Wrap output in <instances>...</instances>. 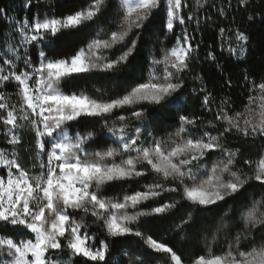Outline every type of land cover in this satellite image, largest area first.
I'll list each match as a JSON object with an SVG mask.
<instances>
[{"label": "snow or ice", "instance_id": "6c2138e0", "mask_svg": "<svg viewBox=\"0 0 264 264\" xmlns=\"http://www.w3.org/2000/svg\"><path fill=\"white\" fill-rule=\"evenodd\" d=\"M50 2L21 0L23 17L0 7V264H264V151L241 159V150L225 142L229 134L264 140V78L251 82L242 111L228 99L215 103L201 87L213 118L184 114L179 93L198 47L186 27L170 45L156 38L147 69L130 58L142 37L158 31L151 27L157 15L167 33L199 25L195 13L184 15L186 0H87L67 13L49 8L27 16ZM226 31L234 35L229 55L244 60L249 36L239 26L220 28ZM64 36L87 39L58 48ZM206 58L216 61L213 52ZM90 79L104 82L94 94L66 90L69 80ZM107 84L117 90L110 93ZM10 86L14 93L5 91ZM169 101L179 127L155 135L163 128L145 123L144 105ZM25 128L34 135L35 172L17 151ZM224 208L231 215L217 220ZM154 222L166 223L174 239L191 240L190 254L148 234ZM232 229H239L235 236ZM222 233L227 248L217 254ZM246 234L250 250L242 251ZM129 236L144 250L112 251L117 238Z\"/></svg>", "mask_w": 264, "mask_h": 264}, {"label": "trees", "instance_id": "16d2710c", "mask_svg": "<svg viewBox=\"0 0 264 264\" xmlns=\"http://www.w3.org/2000/svg\"><path fill=\"white\" fill-rule=\"evenodd\" d=\"M87 0H51L49 3H42L37 9L33 7L27 12L30 18L33 13L40 11L44 12L51 8L55 13H67L69 11L85 6ZM0 7H7L12 15L25 16V10L21 7V0H0ZM223 9L225 14L220 15V10ZM189 12L195 13L200 20L199 25L194 22H188L184 26H178L174 33H167V30L162 27L163 14L155 16L151 22V27L155 30L154 35L142 37L143 43L139 46V50L130 58L133 66L143 64L147 69L151 60L152 51L156 44V38L159 37L165 44L170 45L175 41L176 36L180 35L186 27L188 33L193 37L192 43L198 45L194 53L191 73L185 75V86L180 91L179 96L183 108L181 112L187 115H200L206 121L213 118V113L209 112L202 106L203 96L199 89L204 87L207 92L212 93L215 103H219L222 98L230 100L233 111H242L243 106L247 102L249 95V86L252 81L257 83L264 78V0H248L247 6H242L239 0H200V5L197 6L196 0H186V7L183 9L185 16ZM252 15L253 20L249 21L248 17ZM239 26L242 31H245L249 36L248 53L244 60H237L230 56L227 47L229 40H234V35L230 36L229 32L220 33V28L234 29ZM0 27L3 24L0 23ZM162 33H167V37ZM86 37L64 36L57 42L58 48L67 47L69 44L75 47L83 46L86 42ZM146 43V46H145ZM223 45V47H221ZM213 52L216 56V61L208 60L207 53ZM37 53H33L35 57ZM219 65L220 67H217ZM127 70L118 74L119 79L126 77ZM199 75L202 80L194 79V76ZM103 81L96 79L90 80H69L66 85L67 91H88L89 94H94L95 87H101ZM111 91L117 90L115 84L105 85ZM5 91L14 93L13 87H8ZM12 101H15V96H12ZM215 108V104L212 106ZM147 114L146 124L151 125L153 121L161 125L163 130H154V134L158 136H166L169 132H174L179 127L178 112L175 107L171 106V101L165 106L144 105ZM2 128V125H0ZM95 129L99 134L100 124L95 125ZM215 134V133H213ZM147 138V137H146ZM228 147L239 148L243 153L241 159L249 158L255 160L258 154L264 151V140L245 139L236 134H229L226 137ZM5 142L3 136L0 135V147H4ZM150 182V179L149 181ZM116 183V182H114ZM258 191V190H257ZM118 194L117 192H109L108 195ZM257 199L259 196L256 197ZM225 212L231 215L228 208L219 211L217 220L224 217ZM211 217H209V220ZM154 238H159L162 241L169 242L178 252L185 251V255H189L188 249L193 246L191 240L185 241L180 238H173L174 234L167 231V224L162 222H154L150 226ZM91 231H96L95 226ZM239 229H232V235L235 236ZM252 234H246L241 239V250L245 249L243 245L250 243ZM255 239H259V233L255 234ZM198 246L203 248V238L197 242ZM131 248L134 250L143 251L142 242L135 237L117 238L114 242L112 251H119L120 248ZM227 248L225 236L222 233L220 240L213 246V251L217 254ZM159 256L160 254H152ZM123 264V262H122ZM149 264H160V259H152Z\"/></svg>", "mask_w": 264, "mask_h": 264}, {"label": "rangeland", "instance_id": "374dc122", "mask_svg": "<svg viewBox=\"0 0 264 264\" xmlns=\"http://www.w3.org/2000/svg\"><path fill=\"white\" fill-rule=\"evenodd\" d=\"M22 143L18 146L17 151L20 156V163L27 169L35 172V169H32V146L34 145V135L31 130L25 128L21 130Z\"/></svg>", "mask_w": 264, "mask_h": 264}]
</instances>
